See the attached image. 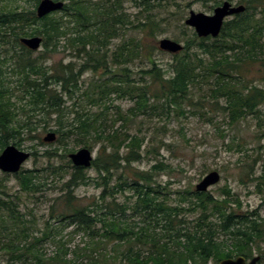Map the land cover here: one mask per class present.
Instances as JSON below:
<instances>
[{"label":"trees","instance_id":"obj_1","mask_svg":"<svg viewBox=\"0 0 264 264\" xmlns=\"http://www.w3.org/2000/svg\"><path fill=\"white\" fill-rule=\"evenodd\" d=\"M20 1L0 0V154L9 144L23 149L27 142L38 139L40 128L59 135L62 149L42 155L50 162L55 156L66 159L67 152H73L66 149V138L73 135L84 147L93 150L102 144V150L92 162L96 179L71 160L50 163L43 169L22 168L15 174L20 191L28 198L49 190L47 174L58 180L61 195L50 206L42 228L33 208L21 211L10 199L4 182L7 176L0 179V253L9 255L6 264H208L240 255L250 259L258 248L262 253L259 243L264 242V228L260 218L237 214L230 190L223 188L218 197L175 191L180 196L179 205H169L167 192H161V185L155 186L153 181L154 170L168 165L160 162L147 172L132 167L143 159L145 137L119 129L107 133L103 128L106 111L91 113L82 106L71 109L70 103L83 96L90 107L103 105L108 110L111 96L129 98L133 103L129 114L119 113L114 119L125 126L146 115L169 118L173 113L183 117L187 106L204 109L206 99L194 101L193 91L204 87L210 92L212 112L225 115L228 124L251 115L261 121L264 88L248 84L243 74L247 65L264 67V10L248 6L245 13L224 24L217 38H199L193 31L184 39L183 51L173 55L170 70H161L152 59L151 68L140 71L144 76L137 80L129 61L142 54L144 39L156 40L167 32L171 19L161 15L169 14L170 0H136L134 8L140 10L136 14L126 12L125 0H62L65 6L61 11L43 18L36 14L41 0H34L31 10L21 8ZM195 1L211 8L223 2ZM129 28L141 36L127 38ZM33 36L43 37L45 51L38 57L21 43V38ZM120 37L124 43L110 50L111 43ZM62 43L78 57L85 56L79 69L72 62L45 66L44 55L58 51ZM87 70L102 71L103 77L83 89L80 76ZM73 106L79 104L73 102ZM50 120L55 129H48ZM150 147L146 149L148 158L155 152L153 144ZM37 154L32 152V156ZM261 178L264 184V175ZM91 182L100 194L93 202L80 204L77 189ZM126 192H130L127 198L131 204L117 201L116 195ZM185 205L189 207L183 208ZM184 211L200 216L194 224L179 220ZM137 215L140 221L129 220ZM78 235L84 245L72 248ZM46 240L56 248L53 256L43 253Z\"/></svg>","mask_w":264,"mask_h":264},{"label":"rangeland","instance_id":"obj_2","mask_svg":"<svg viewBox=\"0 0 264 264\" xmlns=\"http://www.w3.org/2000/svg\"><path fill=\"white\" fill-rule=\"evenodd\" d=\"M237 1V0H235ZM239 1V0H238ZM254 1V0H246ZM246 1L242 2L246 6ZM10 2V0H6ZM177 3L180 7L175 5ZM21 8L26 10L33 9L34 0H23L18 2ZM137 4L136 0H125L124 7L127 13L136 14L140 10L134 8ZM169 13L163 18H170L167 32L160 34L156 37V40L144 39L143 43L145 49L142 54L135 59L129 61L128 67L132 70V76L139 80L144 76L140 71L151 68V60L154 59L156 66L161 70H170L171 63L173 62V55L163 52L159 49V42L163 38H170L177 40L180 38L182 44L185 45L184 39L187 35H191L194 31L193 28L185 24L186 19L189 17L190 12L212 14L214 8L206 6L208 4L202 1L196 2L195 0H170L167 4ZM255 7H259L260 11L264 10L263 5L252 4ZM247 7V6H246ZM179 13L177 14V12ZM145 14V13H144ZM234 17L230 18L233 19ZM128 27H131L129 25ZM182 30L186 33L182 34ZM137 31L134 32L132 28H129L127 38H131L133 35L141 36ZM135 33V34H134ZM145 34V33H144ZM124 37L115 39L111 45L110 50H114L117 44H123ZM58 51L48 52L45 56V66L55 67L58 63L63 62L65 64L72 62L76 69H79L83 63H85L84 55L81 54L78 57L77 52L72 50L68 46H63ZM154 47V48H153ZM45 48L42 46L41 50L33 51V56L38 57L43 54ZM151 53V54H150ZM150 54V55H149ZM111 55V54H110ZM244 75V79L248 84H255L264 88V67L261 64L256 66L247 65ZM12 79H16V76L12 74ZM102 71L97 73L87 70L80 76L83 89H86L87 85L92 81H98L101 78ZM85 82V83H83ZM15 91V90H14ZM13 91V92H14ZM194 101L199 98L205 100L203 105L204 109H196L193 107H186V115L178 116L172 113L169 118L158 117L156 114L152 116L146 115V117H139L129 125H123L124 122L117 121L119 113L129 114L128 110L133 106V103L129 98H119L118 96H111L107 101L109 107L108 110L100 106L90 107L88 105V98L79 96L71 101V109H78L80 106L86 108L91 113H107V118L104 122L103 128L107 133H112L114 130L119 129L121 132L129 131L131 134H138L140 137H145L144 152L142 153L143 159L139 162L133 163L132 167L137 171H150L152 168L160 162L167 164L165 168L154 170V185H161L160 191L167 192V203L169 205H179V195L174 194L175 191L190 190L194 192L196 185L211 171H218L221 174V180L218 184L214 185L206 193H210L215 197L223 195L222 189H228L233 195V199L236 201L233 209L237 214H241L244 218L256 219L260 218V222L264 228V184L261 178L264 175V104L260 106L261 121L256 118L255 115H251L243 119L237 124H228V120L225 119L219 112H212L211 103L212 99L209 97L210 92L206 89L198 87L193 90ZM18 94V93H17ZM206 97V98H205ZM73 102L79 104L78 107L73 106ZM104 116V114H103ZM102 116V117H103ZM73 117V114L71 115ZM44 123H41L40 126ZM50 128H54L52 120L48 123ZM51 125V126H50ZM41 126V127H42ZM53 131L40 128L37 136L38 139L29 141L23 145V151L34 152L37 151V156H32L25 164L23 169H34L48 166L50 163L60 165L70 160L69 155L77 152L79 149L84 148V143L73 135L67 139L66 149L73 150V152H67V158L63 159L60 156L53 157L50 162L47 157L42 156L46 151H53L55 148L60 147L61 143L58 142L59 135L53 142H45L44 138ZM11 143V142H10ZM43 143V144H41ZM155 149L151 157L146 156V149ZM93 146V143H92ZM36 147V149L34 148ZM102 150V144H97L93 148L92 152L94 158L98 156ZM123 154L127 152V149L122 150ZM58 154H64L59 151ZM87 173L92 179L98 177V173L95 168L90 167ZM5 184L8 187V192L12 195L11 200L15 201L21 206V211L26 210L27 206L34 209L38 217V226L42 228L44 226L45 217L47 218L50 211V206L54 203L56 197L61 195L60 184L57 179L52 178V175H48L47 187L49 190L44 193H38L36 197L28 198L26 194L22 193L19 188L18 180L15 175L5 174L0 170V179H4ZM117 176L115 173L114 178ZM93 181V180H92ZM115 184V182H114ZM168 188L164 190L163 187ZM100 189L96 187L92 182L88 185L81 186L77 189L76 197L79 198L80 204L86 205L93 202V197L96 198L100 194ZM130 192L126 194H117V201L128 202ZM161 200L164 196L159 195ZM189 206L185 205L183 208ZM128 214V216H131ZM200 214L194 212L184 211L178 219L185 220L186 222H194L198 219ZM140 216L129 217L130 221H140ZM69 228L65 232V240L69 238ZM223 238V235H222ZM226 235L224 234V240ZM80 245L83 247L81 236H76L74 242L71 243V247ZM259 247L262 253H259V248L255 250V255H261L262 260L259 264H264V242L259 243ZM43 253L46 257L53 256L56 252L55 246L50 240H46L42 245ZM9 255L0 253V264H6V260ZM191 264V263H190ZM208 264H218L215 260H210Z\"/></svg>","mask_w":264,"mask_h":264},{"label":"water","instance_id":"obj_3","mask_svg":"<svg viewBox=\"0 0 264 264\" xmlns=\"http://www.w3.org/2000/svg\"><path fill=\"white\" fill-rule=\"evenodd\" d=\"M64 5V1L41 0L36 9L37 17L43 18L51 13L61 11ZM245 11L246 7L244 5L233 6L229 2H225L221 6L216 7L212 14L191 11L185 24L194 28L200 38H217L221 34L226 19ZM21 43L31 51L41 50L43 37H23L21 38ZM159 47L161 50L172 54L180 53L184 48L181 43L170 38L160 40ZM56 138V133L51 132L44 138V141L49 143ZM30 158V152L23 151L12 144L8 145L0 154V170L6 174H16L20 172ZM69 158L75 167L88 169L92 166L94 155L90 149L81 148L77 152L70 154ZM220 180L221 174L218 171H211L196 185V191L200 193L207 192L211 187L218 184ZM260 261L261 256H256L249 262L245 257L238 256L236 258L223 259L219 264H258Z\"/></svg>","mask_w":264,"mask_h":264},{"label":"flooded vegetation","instance_id":"obj_4","mask_svg":"<svg viewBox=\"0 0 264 264\" xmlns=\"http://www.w3.org/2000/svg\"><path fill=\"white\" fill-rule=\"evenodd\" d=\"M138 1V0H137ZM137 1H136V3H137ZM243 1H246V0H243ZM225 2H229V3H231L233 6H239V5H243L244 3L242 2V0H237V1H235V0H223V2H222V4L223 3H225ZM242 2V3H241ZM246 6L248 7V6H250V5H252V4H257V5H263L264 4V0H254V1H246ZM221 4V5H222ZM220 6V5H219ZM245 6V5H244ZM253 6V5H252ZM263 7H264V5H263ZM256 255L254 254V256L252 257V258H250V259H247L246 257V260L249 262V261H251L254 257H255ZM261 256V255H260ZM262 257V256H261ZM259 264V263H258Z\"/></svg>","mask_w":264,"mask_h":264}]
</instances>
